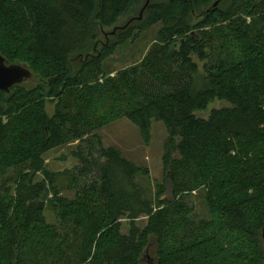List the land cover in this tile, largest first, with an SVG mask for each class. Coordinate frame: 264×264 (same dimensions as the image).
I'll use <instances>...</instances> for the list:
<instances>
[{
  "label": "trees",
  "instance_id": "trees-1",
  "mask_svg": "<svg viewBox=\"0 0 264 264\" xmlns=\"http://www.w3.org/2000/svg\"><path fill=\"white\" fill-rule=\"evenodd\" d=\"M140 1L0 0V54L42 83L0 91V264H264V0L212 5L205 23L219 26L213 31L187 22L203 0L150 1L139 27L98 51L99 28ZM155 26L158 39L139 65L104 76L119 46ZM195 58L207 61L203 89ZM47 100L56 103L52 116ZM216 100L231 107L195 115ZM121 118L144 134L153 121L167 129L155 202L140 183L147 169L115 148L94 154V133ZM72 141L88 148L73 151L79 165L63 172L77 188L70 200L44 156ZM202 190L206 220L191 204Z\"/></svg>",
  "mask_w": 264,
  "mask_h": 264
},
{
  "label": "rangeland",
  "instance_id": "rangeland-1",
  "mask_svg": "<svg viewBox=\"0 0 264 264\" xmlns=\"http://www.w3.org/2000/svg\"><path fill=\"white\" fill-rule=\"evenodd\" d=\"M150 1L154 2L156 0H141L139 5L130 9L114 26L109 28H99L98 51H102L107 46L114 44L118 40L119 34L124 32L127 27H139L142 20L139 19L142 9L146 3ZM222 1L223 0H213L212 3L208 4L203 0L200 5L194 7L187 22L192 27L204 22V24L208 25L206 28L208 31L218 29L219 26L217 24L210 25V23L205 22L207 21V11L209 8H211L212 5H215L216 2H218V5L221 4ZM142 18L144 19L145 17L142 16ZM248 21L250 22V19H248ZM159 29L160 26H155L149 31L141 34L139 37L132 38L125 44L119 46L114 55L104 62V76L114 77L119 71L139 65L148 54L151 46L157 41ZM219 46L220 44L218 40L217 47ZM209 54L211 53L209 52ZM195 62L199 67V73L195 79L196 87L198 89H203L207 85L208 77L204 69L207 61L200 62L195 58ZM76 72L77 67L74 68L73 74ZM41 84L39 78H34L32 81L23 84L22 87L30 90ZM230 107L231 104L229 102L216 100L209 104L206 110L198 111L195 115L199 118L208 119L213 110ZM46 109L47 113L52 116L55 113L56 103L47 100ZM94 134L97 136L96 141L93 144L95 149L94 154L96 156L100 145L105 148H115L121 152L125 159L149 171V177L141 179L140 183H142L148 192L147 197L155 202L156 196L159 193L164 192L165 187L166 168L164 165V156L168 133L164 124L162 122L153 121L149 131L144 134L127 118H121L110 122ZM79 147L84 150L88 148L87 143L80 144L78 141H72L48 152L44 156L47 169L51 173H62L57 177V187L60 190L61 195L70 200L75 198L77 188H75V186L73 187L70 180L71 176H66L63 172L66 170L73 171L74 168L79 165L78 161L72 156V152L77 151ZM92 178L93 175L88 178L80 177L79 182L80 184L85 183ZM170 197L171 196H166V198ZM191 204L196 219H209L210 214L206 205V194L203 190L192 194ZM45 216L50 224L56 223V216L50 208H47ZM147 221L148 218L143 216L136 220L135 223L138 227L143 228L146 226ZM129 229V221L125 218L122 220V233L125 235L128 234Z\"/></svg>",
  "mask_w": 264,
  "mask_h": 264
},
{
  "label": "water",
  "instance_id": "water-1",
  "mask_svg": "<svg viewBox=\"0 0 264 264\" xmlns=\"http://www.w3.org/2000/svg\"><path fill=\"white\" fill-rule=\"evenodd\" d=\"M217 5L218 2H216L214 6ZM142 16L143 10L139 19H142ZM34 77L35 76L33 72L22 65L7 64L6 58L0 54V91L10 94L11 88L14 86H22L23 84L32 81ZM169 176L170 175L168 174L167 177L169 178ZM262 238L264 240V223L262 229ZM150 264H152V262H150Z\"/></svg>",
  "mask_w": 264,
  "mask_h": 264
}]
</instances>
